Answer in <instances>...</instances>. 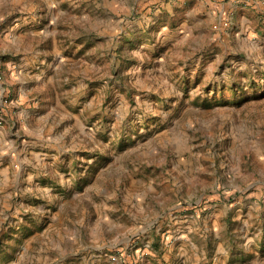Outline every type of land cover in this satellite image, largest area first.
<instances>
[{"label":"rangeland","instance_id":"rangeland-1","mask_svg":"<svg viewBox=\"0 0 264 264\" xmlns=\"http://www.w3.org/2000/svg\"><path fill=\"white\" fill-rule=\"evenodd\" d=\"M209 1L0 0V264H264V0Z\"/></svg>","mask_w":264,"mask_h":264},{"label":"crops","instance_id":"crops-1","mask_svg":"<svg viewBox=\"0 0 264 264\" xmlns=\"http://www.w3.org/2000/svg\"><path fill=\"white\" fill-rule=\"evenodd\" d=\"M183 2L185 0H182ZM203 2V1H201ZM231 4V3H230ZM201 8V5L199 6V8L195 9L193 8V10H191V12H198ZM207 10H205L207 13H211L215 12V10L219 9V12L223 9H225V2H217L215 0L209 1V6L205 7ZM190 12V13H191ZM200 13L203 11H199ZM186 13H189V10H186ZM195 17V16H194ZM194 21L197 24H201V19L200 17H195ZM32 59V58H30ZM29 58L25 57V58H14V59H10L8 62H6V79L8 80V84H6V87L9 89V91L11 92V94L16 96V100H17V118L19 119V121L25 124V126H28L27 121L29 116L31 115V112L34 111L33 107H31V98L28 97L27 91V83L28 81H31L33 83L37 82V77H38V73L36 68V63L34 62V65L30 66L28 65V62H31ZM34 61V59H33ZM50 70V68H49ZM50 74V73H49ZM51 79V78H50ZM50 88L52 90V82L50 81L49 83ZM33 97H36V94L33 95ZM35 113V116L32 117L34 119H36L37 121H39V113L38 112H33ZM47 121V120H46ZM38 129L39 130V135L41 134V136L43 135V130H44V126H41L40 124H37L36 126H32V128ZM49 134H52L49 133ZM47 136V135H45ZM4 142H7V139L5 137V135L2 133V131L0 130V161L3 162V164L0 165V169L3 170L4 174L7 173V170L10 166V163L8 162V160L11 158L10 153H11V148H9V150L6 148V144H4ZM145 196H143V200L142 202H144L145 200ZM142 206V205H141ZM176 216V215H175ZM176 222H185L187 224H180L177 226V230L178 231H184L185 233H189V230L191 229V224L190 219L189 218H185V219H180L177 220ZM182 226V227H181ZM186 235V234H185ZM183 240V239H182ZM191 245H193L195 247V249L197 250V246L193 243L190 242ZM171 248V247H170ZM171 249H169L168 251H170ZM187 248H186V244L185 241L180 242L179 245L177 246V249L175 251V253H167L166 257L167 258H171V260H176V262H186L185 260L187 259Z\"/></svg>","mask_w":264,"mask_h":264},{"label":"built area","instance_id":"built-area-1","mask_svg":"<svg viewBox=\"0 0 264 264\" xmlns=\"http://www.w3.org/2000/svg\"><path fill=\"white\" fill-rule=\"evenodd\" d=\"M1 121V120H0ZM141 252V251H140ZM138 250L136 251V256L135 257H139L140 255H141V253H140ZM111 259L112 260H115V261H119V260H122L123 258H122V256L121 255H119V254H114V255H112L111 256ZM136 261V260H135Z\"/></svg>","mask_w":264,"mask_h":264}]
</instances>
